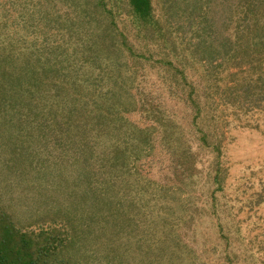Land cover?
<instances>
[{
	"label": "rangeland",
	"instance_id": "374dc122",
	"mask_svg": "<svg viewBox=\"0 0 264 264\" xmlns=\"http://www.w3.org/2000/svg\"><path fill=\"white\" fill-rule=\"evenodd\" d=\"M178 4L0 0V213L66 238L52 264H264V101Z\"/></svg>",
	"mask_w": 264,
	"mask_h": 264
},
{
	"label": "trees",
	"instance_id": "16d2710c",
	"mask_svg": "<svg viewBox=\"0 0 264 264\" xmlns=\"http://www.w3.org/2000/svg\"><path fill=\"white\" fill-rule=\"evenodd\" d=\"M158 1L166 7V10L168 7H175L176 13L179 12L180 8L176 6L180 5L178 4L180 0ZM237 1L238 6L244 4L245 7L241 15L239 11L232 12L233 4L227 6L226 2L215 6L217 0H184L187 23L190 25L195 19H201L199 28L194 30V36L198 41L192 44V56L209 64L221 59L222 63L231 61L233 67L241 70L246 67L247 76L238 91L243 93L242 97L245 100L264 101V0ZM130 2L136 18L144 22L153 19V0H130ZM218 9L222 11L224 9L222 24H217L215 10ZM225 11H227L226 15ZM210 17L215 24H211ZM210 39L214 41L211 42ZM46 70L41 68L29 72L27 76L31 83L27 88L29 93H34L31 91L32 88L43 90V87L47 88L46 86L55 84V78L49 79ZM54 71L57 73L56 80H60V71ZM44 72L45 78H43ZM12 78H14L13 74ZM46 79L49 82L43 85ZM4 88L5 86L2 85V89ZM13 88L15 86L12 83V91ZM57 90L59 91L58 88ZM42 93L44 97L46 90ZM33 113L35 112L31 110V114ZM35 117V120L43 119L40 114ZM113 160H119L118 151ZM68 246L66 238H61L56 230H42L35 236L34 233L17 228L5 212L0 213V264H52L59 261ZM64 263L71 264L70 261Z\"/></svg>",
	"mask_w": 264,
	"mask_h": 264
}]
</instances>
